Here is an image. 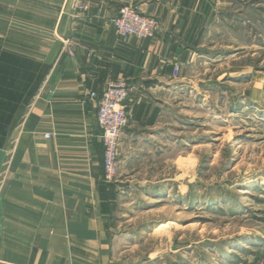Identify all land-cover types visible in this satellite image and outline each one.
Wrapping results in <instances>:
<instances>
[{
    "label": "crops",
    "instance_id": "obj_1",
    "mask_svg": "<svg viewBox=\"0 0 264 264\" xmlns=\"http://www.w3.org/2000/svg\"><path fill=\"white\" fill-rule=\"evenodd\" d=\"M233 1L83 0L78 14L75 0H0V264H116L125 186L103 180L88 94L113 81L129 89L120 173L166 142L178 147L173 64L182 70L206 55L243 5ZM127 4L159 23L153 38H116L112 20Z\"/></svg>",
    "mask_w": 264,
    "mask_h": 264
},
{
    "label": "rangeland",
    "instance_id": "obj_2",
    "mask_svg": "<svg viewBox=\"0 0 264 264\" xmlns=\"http://www.w3.org/2000/svg\"><path fill=\"white\" fill-rule=\"evenodd\" d=\"M240 1L225 35L178 74L179 151L166 142L123 173L118 163L116 264L264 258V0Z\"/></svg>",
    "mask_w": 264,
    "mask_h": 264
},
{
    "label": "built area",
    "instance_id": "obj_3",
    "mask_svg": "<svg viewBox=\"0 0 264 264\" xmlns=\"http://www.w3.org/2000/svg\"><path fill=\"white\" fill-rule=\"evenodd\" d=\"M75 11L80 14L86 10L83 0H75ZM114 34L120 42L129 38L145 40L153 38L160 30L159 23L151 17L145 16L135 4H127L119 8L116 17L112 20ZM75 44L72 39H65L62 49L68 56H73ZM92 51H89L90 56ZM181 63L176 62L172 67V76L178 77ZM89 99L96 104V125L100 130V139L103 147V180L115 183L118 163L120 137L128 125V112L125 106L129 97V89L124 81L109 82L98 96L91 92ZM49 136H45L48 138ZM254 264H264V258L258 259Z\"/></svg>",
    "mask_w": 264,
    "mask_h": 264
},
{
    "label": "bare ground",
    "instance_id": "obj_4",
    "mask_svg": "<svg viewBox=\"0 0 264 264\" xmlns=\"http://www.w3.org/2000/svg\"><path fill=\"white\" fill-rule=\"evenodd\" d=\"M171 227H172V223L165 224V225H162L161 227H159L157 231H159V232L169 231L171 229Z\"/></svg>",
    "mask_w": 264,
    "mask_h": 264
},
{
    "label": "water",
    "instance_id": "obj_5",
    "mask_svg": "<svg viewBox=\"0 0 264 264\" xmlns=\"http://www.w3.org/2000/svg\"><path fill=\"white\" fill-rule=\"evenodd\" d=\"M58 79H59V75L57 76L56 81H58Z\"/></svg>",
    "mask_w": 264,
    "mask_h": 264
}]
</instances>
